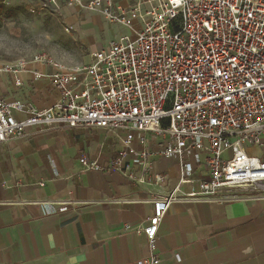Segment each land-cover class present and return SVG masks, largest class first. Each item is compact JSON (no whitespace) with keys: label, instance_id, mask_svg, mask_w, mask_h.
Returning <instances> with one entry per match:
<instances>
[{"label":"built area","instance_id":"2783aa9c","mask_svg":"<svg viewBox=\"0 0 264 264\" xmlns=\"http://www.w3.org/2000/svg\"><path fill=\"white\" fill-rule=\"evenodd\" d=\"M34 1L97 13L129 34L111 40L81 67L43 54L0 65L16 87L28 65L51 67L48 79L57 97L52 107L0 97V143L32 129H102L120 144L116 163L129 156L140 169L138 182L158 186L165 177L148 173L150 152L133 146L144 141L137 134L158 138L157 154L178 161V183L149 199L153 212L145 226L123 227L142 233L150 252L174 203L264 200V160L250 152L264 156L263 0ZM199 168L207 178L198 192L183 194ZM124 170L129 173V166ZM136 264L159 259L150 255Z\"/></svg>","mask_w":264,"mask_h":264},{"label":"crops","instance_id":"0c3cea01","mask_svg":"<svg viewBox=\"0 0 264 264\" xmlns=\"http://www.w3.org/2000/svg\"><path fill=\"white\" fill-rule=\"evenodd\" d=\"M52 71L28 65L19 87L0 73V97L52 107ZM141 136L133 146L150 152L148 173L165 177L158 186L138 182L140 169L129 156L116 163L120 144L102 129H32L0 143V264H136L150 255L159 264H264V200L174 203L152 252L142 233L124 230L145 226L149 199L170 193L179 180L178 161L157 154L158 138ZM250 152L264 160L260 150ZM206 178L197 169L182 193L198 192Z\"/></svg>","mask_w":264,"mask_h":264},{"label":"rangeland","instance_id":"374dc122","mask_svg":"<svg viewBox=\"0 0 264 264\" xmlns=\"http://www.w3.org/2000/svg\"><path fill=\"white\" fill-rule=\"evenodd\" d=\"M0 19V65L43 54L63 66L81 67L111 40L129 34L97 13L34 0H7L0 5Z\"/></svg>","mask_w":264,"mask_h":264},{"label":"trees","instance_id":"16d2710c","mask_svg":"<svg viewBox=\"0 0 264 264\" xmlns=\"http://www.w3.org/2000/svg\"><path fill=\"white\" fill-rule=\"evenodd\" d=\"M1 20V19H0Z\"/></svg>","mask_w":264,"mask_h":264}]
</instances>
